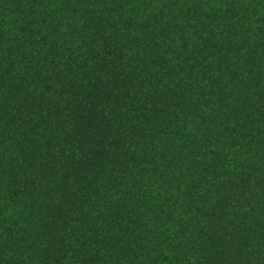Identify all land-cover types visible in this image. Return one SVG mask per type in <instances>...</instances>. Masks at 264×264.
Wrapping results in <instances>:
<instances>
[{
  "label": "trees",
  "instance_id": "trees-1",
  "mask_svg": "<svg viewBox=\"0 0 264 264\" xmlns=\"http://www.w3.org/2000/svg\"><path fill=\"white\" fill-rule=\"evenodd\" d=\"M0 264H264V0H0Z\"/></svg>",
  "mask_w": 264,
  "mask_h": 264
}]
</instances>
